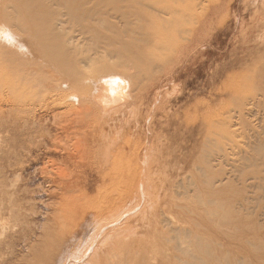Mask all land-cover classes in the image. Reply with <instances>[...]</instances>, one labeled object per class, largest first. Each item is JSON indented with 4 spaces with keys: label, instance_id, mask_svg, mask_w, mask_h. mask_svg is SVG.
I'll use <instances>...</instances> for the list:
<instances>
[{
    "label": "rangeland",
    "instance_id": "rangeland-1",
    "mask_svg": "<svg viewBox=\"0 0 264 264\" xmlns=\"http://www.w3.org/2000/svg\"><path fill=\"white\" fill-rule=\"evenodd\" d=\"M0 31V264H264V0H0Z\"/></svg>",
    "mask_w": 264,
    "mask_h": 264
},
{
    "label": "bare ground",
    "instance_id": "bare-ground-1",
    "mask_svg": "<svg viewBox=\"0 0 264 264\" xmlns=\"http://www.w3.org/2000/svg\"><path fill=\"white\" fill-rule=\"evenodd\" d=\"M172 4V3H171ZM0 34H2V38L3 39H6V38H8L9 36V33L7 34L6 32H2V31H0ZM84 61V60H83ZM91 61V60H90ZM49 72V71H48ZM108 74V73H107ZM80 81V80H79ZM101 86H104V88H102L103 89V91H102V89H101V92H97V94L96 95H98V99H99V101H102V106L105 108H107V106H109L110 105V103H113V101H115V100H117V101H119L118 100V97L119 98H122L123 97V95H122V93L120 92V91H118V88H119V86H118V88L116 87V84H115V81H113L110 77H106V78H102L101 79ZM100 82V81H99ZM100 86V85H99ZM120 89V88H119ZM124 91V90H123ZM104 92V93H103ZM103 93L104 94V98L103 99H101L103 96L101 95V94ZM119 93H121L120 95H119ZM100 94V95H99ZM95 95V94H94ZM75 96V95H74ZM101 96V97H100ZM72 97V96H71ZM70 97V98H71ZM76 98V97H75ZM82 98V97H81ZM125 98V97H124ZM123 99V98H122ZM77 100V99H76ZM95 102V101H94ZM109 103V104H108ZM126 103V102H125ZM114 104V103H113ZM101 105V104H100ZM115 106H116V104H114ZM113 105V106H114ZM101 106V107H102ZM109 107H112V106H109ZM117 107V106H116ZM113 109L115 108V107H112ZM112 108H110V109H112ZM104 110H106V109H104ZM109 110V109H108ZM110 111V110H109ZM112 111V110H111ZM114 111V110H113ZM115 111H117V110H115ZM114 113V112H113ZM139 187V186H138ZM138 209V208H137ZM133 210V209H132ZM131 209H129V211H127V212H125L124 214L125 215H129V212H131L132 211ZM123 214V215H124ZM116 221V220H115ZM117 222V221H116ZM78 264V263H77Z\"/></svg>",
    "mask_w": 264,
    "mask_h": 264
}]
</instances>
